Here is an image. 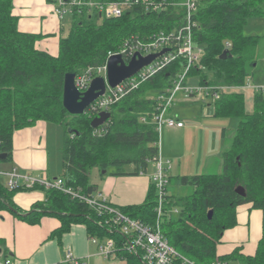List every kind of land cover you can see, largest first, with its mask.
<instances>
[{"label": "trees", "instance_id": "trees-1", "mask_svg": "<svg viewBox=\"0 0 264 264\" xmlns=\"http://www.w3.org/2000/svg\"><path fill=\"white\" fill-rule=\"evenodd\" d=\"M12 7V0H0V153L7 155L0 162L11 157L15 131L44 121L62 127V177L74 189L97 194L96 185L89 181L93 167L112 176L145 174L149 162L159 155V133L151 121L152 95L171 86L180 61L142 82L111 106V116L100 134L91 126L93 115L72 116L64 108V76L103 65L107 52L117 50L131 35L145 37L179 27L185 9L170 6L162 11H146L137 5L117 18H101L85 8L74 11L70 15V28L59 38L58 53L53 56L36 48L42 34L18 29ZM256 17H264V0H200L193 15L197 22L193 38L204 50L199 60L204 70L194 67L190 74L197 75L200 82L244 84L256 65L262 37L245 34L243 28L250 18ZM227 43L229 55L220 59ZM211 104L215 116L238 118L230 144L221 153L220 173L180 176L181 183L191 185L192 191L179 197L166 193L165 213L161 217L156 214L157 193L153 183L141 204H108L131 219L158 226L170 245L197 264H211L215 260L230 263L238 257L245 264H264V93L253 95L250 113L245 110L241 91L224 93ZM126 166H132V170ZM237 186L243 187L245 196L235 192ZM17 190L0 181V209L9 210L30 224H37L45 215L56 217L60 226L50 237L58 241L72 224H83L88 236L100 241L114 240L116 258L126 264H141L137 255L123 249V234L110 225V214L99 216L85 202L55 189H43L45 200L22 211L12 200ZM245 203L262 211V235L255 253L241 255L236 248L217 256L216 245L224 230L236 224V207ZM174 209L177 217L172 219L168 212ZM3 254L8 256L6 252Z\"/></svg>", "mask_w": 264, "mask_h": 264}, {"label": "built area", "instance_id": "built-area-1", "mask_svg": "<svg viewBox=\"0 0 264 264\" xmlns=\"http://www.w3.org/2000/svg\"><path fill=\"white\" fill-rule=\"evenodd\" d=\"M199 2L200 0H117L106 2L53 0L54 13L60 19L64 18L66 14L71 15L74 11L80 12L84 8L88 13L97 14L101 18L121 17L124 12L131 10L137 5L142 6L146 11H162L170 6H181L185 9L183 21L179 27L170 31L159 30L152 32L145 37L131 35L124 40L117 50L107 52L106 61L108 57L119 54L123 61L128 63L135 53L146 56L167 49L116 86L110 87L106 83L104 93L92 101L84 110V113L95 117L101 111H110L111 106L136 90L142 82L153 77L176 61H180V66H178V70H176L172 77L171 86L152 95L154 109L151 121L155 124L158 133H160L162 126L182 127L184 125L182 121L177 119L175 115L173 116L169 111L174 102V95L178 91L182 93L184 99L198 97L202 102H214L224 93L238 91L242 88L251 89L257 93H264V83H251L249 77H247L244 84L234 86L215 84L209 82V80L200 82L197 75L190 74L191 69L194 67L204 70V67L199 64L204 50L202 46L197 45L193 38V29L197 25V22L193 19V15ZM229 46L230 44L227 43L226 48L228 49ZM106 61L101 66L87 68L81 74L75 75L74 84L80 92H84L88 88L92 78L102 76L106 79ZM194 78H196L195 82H193ZM141 119L145 120L144 117ZM107 121L94 128L95 133L100 134L103 132ZM152 160L155 162V169L151 176V182L155 186L157 193V205L155 209L157 216L161 217L165 213L163 206L166 202L165 195L166 187L169 183L170 162L169 160L163 162L159 155L156 159ZM0 175L7 177L5 185L9 189H19L20 187H39L44 190L55 189L69 195L71 198H77L85 202L99 216L110 214L111 216L108 217L110 225L119 229L123 234V249L137 255L141 264H197L170 245L158 226L153 227L139 220L129 218L117 208L109 205L100 193L89 195L81 190L74 189L66 183V180L62 176L50 177L47 175L39 176L31 173H20L16 168L8 171L0 170ZM173 211L177 212L176 209ZM89 240L97 245L98 253L102 257L106 259L115 257V244L112 238L100 241L95 236H89ZM65 261L71 264H81L70 250L66 254ZM0 264H13V261L11 257L0 252ZM211 264L231 263H222L219 260H215Z\"/></svg>", "mask_w": 264, "mask_h": 264}, {"label": "crops", "instance_id": "crops-1", "mask_svg": "<svg viewBox=\"0 0 264 264\" xmlns=\"http://www.w3.org/2000/svg\"><path fill=\"white\" fill-rule=\"evenodd\" d=\"M12 3V12L17 17L18 29L22 32L42 34L43 36L35 43L36 48L56 56L59 38L66 35L67 31L63 29L65 18L60 19L55 15L53 3L49 0H12ZM195 81L196 78L193 79V82ZM201 103L212 106L209 101ZM209 112H213V106ZM175 116L180 121L184 120L180 116ZM54 125L57 130H62L60 125ZM186 127V124L182 127H166L168 128L166 132L167 135L179 134L185 132ZM46 128L44 121H37L30 127L14 132L9 167H3L6 169L4 171L16 168L20 173L39 176L63 175L62 157L60 172H51L49 152L44 145L43 135L46 134ZM222 135L224 137V131ZM223 140L221 146L217 142V147L214 148L218 150L216 155L220 157L222 151L230 144V140L225 137ZM162 153L164 154L163 147L161 151L159 148V156ZM220 163L222 164V161ZM154 169L155 167L149 171L147 167L145 174L137 176H112L101 172L95 174L93 181L89 175V181L96 185V192L113 206L141 204L151 186ZM170 170L171 166L169 176ZM6 182L7 178L4 184ZM166 193L179 197L169 193L168 187ZM12 200L22 211H27L32 204L44 201L45 193L39 187H20L13 194ZM235 213L236 224L224 230L216 245L217 256L227 255L236 248L241 255H253L256 251L262 235V211L253 208L250 203H245L238 205ZM59 226L60 221L53 216L45 215L37 224H30L11 211L0 209V252H6L13 264H71L65 261L68 250L81 264H126L122 259L116 257L106 259L99 255L97 245L89 240L83 224H72L70 230L62 234L60 241L56 237H50L51 232ZM234 261L245 264L240 257L231 260L230 263L233 264Z\"/></svg>", "mask_w": 264, "mask_h": 264}, {"label": "rangeland", "instance_id": "rangeland-1", "mask_svg": "<svg viewBox=\"0 0 264 264\" xmlns=\"http://www.w3.org/2000/svg\"><path fill=\"white\" fill-rule=\"evenodd\" d=\"M63 29L68 32L71 24L69 14L65 15ZM245 34L259 35L261 41L257 48V61L249 77L251 83H264V17L250 18L243 28ZM238 91L243 92L245 110L250 113L253 110V95L256 93L251 89L242 88ZM207 102V101H205ZM212 106L204 105L198 97L184 99L180 91L174 95V102L170 108L171 114L182 117L183 124H186V131L179 134L167 135L166 126H162L159 133V148H164V154L160 155L163 162L171 161L170 181L168 183L169 193L175 196H184L192 191L191 185H183L180 181L182 175L194 174H217L222 170L220 155L217 156V149H214L221 143H224V137L231 141L234 135L238 118L236 117H218L209 112ZM181 118V119H182ZM44 145L49 152V164L51 172L61 169V146L63 142V130L56 129L52 123L45 122ZM218 128H217V127ZM36 130V129H35ZM224 131V137L222 135ZM229 141V142H230ZM164 143V144H163ZM218 146V148H219ZM220 154V151H219ZM3 167H9V162H0V170ZM155 162L148 164L149 171L153 170ZM127 170H132V166H126ZM61 174V173H59ZM95 174H99L97 167L90 169V180L93 181ZM137 176V175H123ZM6 176L0 175V181L5 182ZM168 217L176 218L177 213L173 210L168 212ZM233 264H241L234 261Z\"/></svg>", "mask_w": 264, "mask_h": 264}, {"label": "water", "instance_id": "water-1", "mask_svg": "<svg viewBox=\"0 0 264 264\" xmlns=\"http://www.w3.org/2000/svg\"><path fill=\"white\" fill-rule=\"evenodd\" d=\"M166 50L167 49H163L160 52L148 54L146 56L135 53L128 63H125L119 54L108 57L106 61V79L102 76L92 78L88 88L84 92H80L74 84L75 73H66L64 76L62 93V104L64 108L72 116L82 115L88 105L104 93L106 83L110 87L116 86ZM227 55H229V51L228 49H224L219 58L224 59ZM110 116V111H101L91 120V126L93 128L100 126L103 122L108 120ZM68 131L71 132L70 129ZM6 156V153H0V160H4ZM235 192L241 196H245V191L241 186H237ZM211 215L212 211L209 210L208 218H211Z\"/></svg>", "mask_w": 264, "mask_h": 264}]
</instances>
